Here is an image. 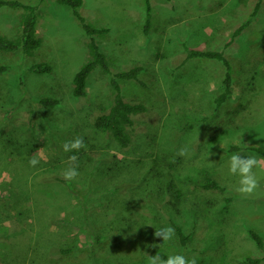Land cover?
Here are the masks:
<instances>
[{"label":"rangeland","instance_id":"obj_1","mask_svg":"<svg viewBox=\"0 0 264 264\" xmlns=\"http://www.w3.org/2000/svg\"><path fill=\"white\" fill-rule=\"evenodd\" d=\"M21 1L38 5L43 45L30 57L0 52V63L9 67L0 76V264H91L79 250L64 257L47 256L45 250L57 239L54 228L76 234L79 218L86 231L95 216L113 234L105 249H113L114 257L103 264H149L153 246L167 256L195 257L197 264H245L247 257H264V247L250 234L257 231L264 242V155L249 149L264 147V0H151L148 32L145 0H83L85 19L109 28L95 38L112 71L143 68L139 81H122L126 99L147 107L134 116L128 149L94 128L96 117L112 104L111 74L97 68L89 76L87 95L73 94L74 76L91 54L90 37L71 7L58 0ZM259 2L251 25L233 38ZM21 13L1 7L0 34L17 36ZM186 46L223 50L247 81H236L235 99L225 102L229 106L221 114L214 110V98L223 90V64L184 63ZM42 62L51 64L52 72L30 70ZM42 97L60 103L46 107ZM77 136L85 147L63 151V144ZM185 145L188 151L179 155ZM234 152L259 161L253 168L258 187L251 194L235 191L238 177L227 171ZM70 155L76 160L69 161ZM33 156L35 166L28 163ZM73 166L78 172L74 188L52 184L53 172L63 175ZM210 175L226 190L194 193L199 189L194 181ZM30 184L35 192L26 191ZM89 189L94 193L84 204ZM179 191L186 192L182 199ZM99 200L103 207L96 205ZM166 221L194 232L187 248L176 231L167 243L154 235L169 225ZM35 231L38 238L28 242V232ZM86 235L80 232L81 244ZM27 249L37 254L28 259Z\"/></svg>","mask_w":264,"mask_h":264},{"label":"trees","instance_id":"obj_2","mask_svg":"<svg viewBox=\"0 0 264 264\" xmlns=\"http://www.w3.org/2000/svg\"><path fill=\"white\" fill-rule=\"evenodd\" d=\"M58 2L60 4L68 5L71 7L73 15L81 22L82 26L90 37L89 47L91 57L85 64L82 65V67L76 72L74 76L73 94L76 97L87 95V83L89 76L97 68L101 67V69H103L105 72H109L111 74V84L114 93L112 104L107 112L102 113L96 117L94 121V128L96 130H100L108 134L109 137L113 141H115L117 145L122 149L131 148L133 144V131L135 129L134 116L139 113L145 112L147 110V107L143 103L132 102L126 99L122 86V81H139V74L141 73L143 68L141 66H135L128 70L113 72L108 63L106 54L101 50L100 44L95 38L96 35L104 36V34L109 31V28L96 27L85 19V17L80 11V7L83 3V0H58ZM260 5L261 4L259 2L250 14L249 18L233 32V38L240 35L244 29L248 28L251 25L254 18L258 14ZM1 7H9V9L12 10H21L22 13L20 21V32L17 36L11 37L5 34H0V52L10 53L20 51L22 54H24V56L30 57L36 55V53L40 51L43 45V40L39 36L37 29L38 5L33 4L31 2H23L21 0H0V8ZM145 8L146 10L144 30L145 32H148L151 27L152 18L151 0H145ZM231 42L232 40H230L227 45H230ZM185 48L187 50V57L184 63L188 60H193L199 63H204L208 61H218L223 64L225 68L224 76L222 79L223 90L214 98L216 104V108L214 110L221 114L222 110L224 111L225 106H229L225 102L228 99H235L234 86L236 81L238 80L240 81V83H245L247 81L243 79L242 73L236 72L233 63L227 57L223 50L190 49L188 46H186ZM8 68L9 67L7 64L0 63V76L5 73ZM30 70L39 74L50 73L53 70V66L47 62L36 63L30 66ZM40 101L46 107H55L60 103V99L56 97H42ZM239 149L240 146H232L231 148L232 151ZM249 149L261 155H264V147L253 145L250 146ZM170 167L172 168L174 167V165L171 164ZM73 182L74 180L66 181L59 171L53 172L52 184H65L66 186H68V188H74L72 184ZM41 183L45 182L41 181ZM45 184L48 185L47 183ZM194 184L195 188H199L196 189L197 191H194V193L196 194L201 193L202 189L206 191L217 190L219 192L226 190V187L222 185L221 181L213 175L208 176L204 181L202 180L201 182L194 181ZM90 186L91 184L88 185V187ZM111 187L113 188L112 184L110 186H107L108 189ZM26 191L28 193H31V191L35 192L34 189L31 187V184L29 185L28 189H26ZM93 191L89 189L86 197L83 196L84 204L87 202V197H90V194L94 193ZM185 195V191L178 192V197L180 199H182ZM228 199L230 200V198ZM96 205L98 207H103L101 200L97 201ZM33 211L34 210H32V213ZM41 213L43 218L46 217L44 216L45 212ZM86 217L87 213L85 214L84 219ZM79 219L81 229L76 234H65L62 230L63 228L53 229L52 233L57 236V239L51 241V244L50 242L48 243V249L45 250V255L52 256L54 253L55 256H70L69 254H74L75 256H77L79 250L80 252L84 253V260L88 259L89 262L93 260L91 264H99V262L103 264L102 261H107V259H109L110 257H114L113 249L110 251L105 249L107 247L105 246L106 241L110 240L111 235L113 237V234L110 233L107 227V223L99 221L98 217L95 216L94 219H90L91 221L88 219L90 225L88 224V228L85 231L83 226L84 220H81V218ZM165 223H169V225H172L173 228H175L180 244L182 245V247L187 248L189 246V243L192 242L194 232H185L183 229V224L177 223L175 221H166ZM91 227L93 230L92 234ZM83 231L87 233V240L81 244L79 234ZM25 234H27V232H25ZM38 234H36V231L35 234L28 232L29 241H27L32 242L35 239V236H37L38 238ZM250 234L258 242V245L260 247H264L263 239L257 231L251 230ZM113 243L115 242L113 241ZM153 247L151 249L152 255L158 254L161 259L167 258V254L165 252H158V248H156V246L154 248ZM34 254L37 253H31V249L26 250V257L28 259L31 258ZM263 259L264 257H247L244 262L245 264H260ZM53 264L59 263L56 262Z\"/></svg>","mask_w":264,"mask_h":264},{"label":"clouds","instance_id":"obj_3","mask_svg":"<svg viewBox=\"0 0 264 264\" xmlns=\"http://www.w3.org/2000/svg\"><path fill=\"white\" fill-rule=\"evenodd\" d=\"M63 151L69 152L70 150H79L85 147L84 141L81 137H75L70 141L63 144ZM188 151V146L179 149V155H185ZM240 152H234L227 159V171L229 174L238 177L235 191L240 194H251L258 187L259 176L253 171L254 167L259 166V161L255 155L248 154L241 156ZM69 161H75L76 156L70 155ZM29 165L35 166L38 163L36 156L30 157L28 160ZM78 175L76 167H69L63 172V177L66 181H71ZM151 225V224H150ZM154 235L162 238V242L167 243L175 235V229L170 225H165L161 228L155 229ZM149 264H197L195 257H185L182 253L169 254L166 259L156 255L148 257Z\"/></svg>","mask_w":264,"mask_h":264}]
</instances>
